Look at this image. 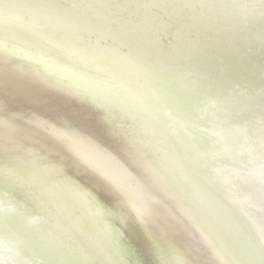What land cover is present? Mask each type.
Instances as JSON below:
<instances>
[{"label": "water", "instance_id": "water-1", "mask_svg": "<svg viewBox=\"0 0 264 264\" xmlns=\"http://www.w3.org/2000/svg\"><path fill=\"white\" fill-rule=\"evenodd\" d=\"M52 41L28 22L0 20V198L42 221L79 260L53 264H264L251 223L157 123L167 120L161 106L117 72L109 52ZM184 93L189 112L195 106L218 125L202 141L231 149L238 168L236 144L226 143L234 125Z\"/></svg>", "mask_w": 264, "mask_h": 264}, {"label": "bare ground", "instance_id": "bare-ground-1", "mask_svg": "<svg viewBox=\"0 0 264 264\" xmlns=\"http://www.w3.org/2000/svg\"><path fill=\"white\" fill-rule=\"evenodd\" d=\"M4 19L28 22L47 41L57 38L74 53L83 44L91 55L109 52L117 72L149 104L161 106L152 108V118L162 113L167 120L159 117L157 123L167 136L186 149L211 187L234 206L232 212L251 223L247 232L257 237L264 256V70L255 51L260 47L264 55V0H0ZM161 70L179 80L162 78ZM179 91L207 101L234 125L226 143L236 144L242 173L226 156L231 149L223 152L216 142L202 141V135L214 133L216 121L195 106L189 112ZM43 224L0 198V264H53L62 256L79 261Z\"/></svg>", "mask_w": 264, "mask_h": 264}]
</instances>
